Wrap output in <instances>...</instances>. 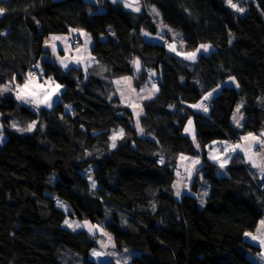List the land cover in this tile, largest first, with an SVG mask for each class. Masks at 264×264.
<instances>
[{"label":"trees","instance_id":"16d2710c","mask_svg":"<svg viewBox=\"0 0 264 264\" xmlns=\"http://www.w3.org/2000/svg\"><path fill=\"white\" fill-rule=\"evenodd\" d=\"M140 2L142 11L132 13L112 0H0V88L36 72L63 87L51 109L32 110L0 92V264H115L90 260L97 237L65 228L67 216L102 226L117 250L136 252L127 264H256L248 253L259 248L244 236L264 216V177L239 155L220 176L206 151L264 131V0H232L243 12L227 0ZM70 29L92 39L96 64L86 72L62 69L45 51L50 35ZM204 44L209 54L180 57ZM151 72L158 92L141 104L140 132L112 81L131 75L139 88ZM228 79L239 87L223 86L211 110L192 107ZM240 100L238 130L231 117ZM33 122L29 133L12 127ZM121 129L113 148L109 133ZM179 155L202 161L198 173L209 185L202 205L194 195L174 197Z\"/></svg>","mask_w":264,"mask_h":264},{"label":"rangeland","instance_id":"374dc122","mask_svg":"<svg viewBox=\"0 0 264 264\" xmlns=\"http://www.w3.org/2000/svg\"><path fill=\"white\" fill-rule=\"evenodd\" d=\"M118 2V1H117ZM164 33L166 34V35H168L169 34V36L170 37H172L173 39H175V41H178V43H180L179 42V38L176 36V35H174V34H172V32H170V31H167V30H164ZM179 35H180V37H182V34L180 33V32H177ZM91 39V38H90ZM85 41L86 40H84L83 41V46H82V50H80L81 52H77V51H66L64 54H59V55H57L56 56V60L58 61V63H59V65H60V67H62L63 69H67V68H65V67H63L62 65H61V63H60V59L62 58V59H65V61L68 63V65H69V67H72V66H74L73 64H74V60H73V58H76L77 56V54L78 53H81V55L80 54H78L79 55V57H82L83 59H82V63H86V57H88V54L90 53V52H88L89 50H88V48H87V46H88V43L87 44H85ZM175 41L173 40L172 42H173V44L175 43ZM176 45V44H175ZM204 45H208L209 46V49H208V51H204V49L203 48H201V45L197 48V49H200V51H198L197 52V50L195 51L196 52V58L200 55V54H203V55H207V54H209L211 51H212V46H210L209 44H204ZM182 52V51H181ZM185 55L186 54H181L180 55V57L181 58H185ZM50 56H52V55H50ZM195 58V59H196ZM37 73V74H36ZM36 73H34V76H35V81L33 82L34 84H40V83H43L44 84V87L46 88V89H50V88H55V86L56 85H59V84H57V83H55V82H53V81H49V80H46V81H48V83H45L46 81H43V79H40L39 78V74H40V72H36ZM156 77V75H155V73L154 72H151L150 74H149V76H148V79H147V83L148 84H151L152 86H153V79ZM27 80L26 81H28L29 80V76H27ZM41 80V81H40ZM25 81V82H26ZM23 84H25V83H23ZM22 84V85H23ZM42 84V85H43ZM22 85H20V86H22ZM17 86H19V85H17ZM16 85H14L13 83H8L7 85H6V88L9 90V91H18L19 89H18V87H17ZM61 86V85H60ZM223 86H227V87H233V88H237V83L235 82V80L234 79H228V80H226L225 82H223L222 84H220V85H218L215 89H216V91L215 92H213V90L211 91V92H213V95L208 99V100H206V101H210L212 98H213V96H216V95H218L219 93H220V90H221V88L223 87ZM60 88H62V90H63V87L61 86ZM154 89H156L157 90V88H154ZM6 92V91H5ZM4 93V92H3ZM115 93H116V91H115ZM59 95L60 94H58V96H57V99L59 98ZM55 96V95H54ZM58 101V100H57ZM205 101V100H204ZM52 103V106L51 107H48V106H46V105H44V104H39V105H44V107H46L47 109H51L52 107H53V105H54V102H51ZM26 105H27V107L28 108H31V109H33L34 107H35V105L36 104H32V103H25ZM238 105H241V107H240V114L242 115V119L240 120V126H237L236 125V123H234V121H233V114H232V117H231V123H232V125L236 128V129H238V130H240V129H242V127H243V124H244V116H243V112H242V106H243V102H242V100H240L239 102H238V104H237V106ZM237 106H236V108L234 109V111H233V113L236 111V109H237ZM132 111V113H133V117H134V125H135V127L137 128V120H139L140 119V117L143 115V110H142V108H139V109H137V108H134V110H131ZM136 112H139L140 114H139V116H137V115H135V113ZM142 113V114H141ZM31 124H33V123H31ZM13 125H15V127L13 126ZM12 127H13V129L14 130H16V131H18V132H20V133H29V132H31V131H20L19 129H21V128H23V129H26L27 127H28V125L27 126H23V127H21V126H19L18 124H16V123H12ZM34 127H35V123H34ZM33 127V128H34ZM138 129V128H137ZM32 131H33V129H32ZM113 133L114 132H110L109 133V138L113 135ZM117 133V132H116ZM254 135V134H253ZM243 136H247L246 134H244V135H242V137ZM254 136H257V135H254ZM258 137V136H257ZM119 138V137H118ZM117 138V139H118ZM116 139V140H117ZM5 140H6V138H5ZM110 141H111V145H112V143H113V141L110 139ZM5 142V141H4ZM4 142H1V138H0V147H1V145H3V143ZM115 143H116V141H115ZM239 144H245V142L244 141H242L241 140V142L239 143ZM223 147V146H222ZM223 154V152H219V154L218 155H222ZM228 154H226L225 156H227ZM193 159H196V158H192V159H187V160H181V159H179V162L177 163V166H176V169H175V171H174V173H175V180H174V182L172 183V190H173V193H174V197L176 198V197H178V199H180L183 195H184V192H188L187 194H189V195H195L196 197H198V201H199V205H202V203H203V201H204V199H205V186L206 187H208L209 188V185H208V183H207V181H205V180H202V183L203 184H207V185H202V184H200L201 186L199 187V192L197 193V194H193L194 192H191V191H185V186L184 185H187V184H185V181H184V179H186V178H188L189 177V170H191L192 171V178H190L189 179V184L188 185H191L192 186V184H193V182L197 179V180H199L198 179V177L199 176H196V175H198L199 173V168H197L198 167V164L197 165H195L194 166V170H193V166L190 164V162L188 161V160H191V163H192V160ZM223 159V158H222ZM201 160V159H200ZM199 160V161H200ZM202 161H200V163H199V165H203L202 163H201ZM90 172H91V169H89L88 171H86L84 174L87 176H89V174H90ZM179 174V175H178ZM218 175H224V173H222V171H219L218 170ZM52 177L54 178V179H56V175L55 174H52ZM89 181L92 183V178L89 176ZM198 185H199V182H198ZM177 192H179L180 193V195L178 196L177 195ZM53 198V200H54V202H55V204H56V206L60 209V210H62L66 215H68L69 213H70V210H69V208L67 207V205L66 204H64L63 202H61L60 200H58V199H56V198H54V197H52ZM177 199V198H176ZM65 221H69L72 225H73V227H68V225H66L65 224ZM65 221H64V223H63V225H64V227L65 228H67V229H69L70 231H72V232H77V231H80V230H84V231H86L89 235H91L92 237H97L96 238V242H97V248H95V249H93V250H96V251H98V252H102V253H104L105 255H102V256H100V257H96V256H93L92 255V252H93V250H91L90 251V253H89V259L90 260H92V261H94V262H97V263H115V264H117V261H120V264H127L128 262H129V252H132L131 250H129V249H127V248H121L120 250H117L116 249V247H115V245H114V242H113V240H112V237L105 231V229L102 227V226H99V225H94V224H92V223H90L89 221H86V220H82V221H79V220H77V219H75V218H72V217H68L67 216V218L65 219ZM85 222H87L89 225H93V226H95V227H93L92 228V230L91 231H89V228L88 227H79V228H77V227H75V225L76 224H81V225H84L85 224ZM101 229H102V231H101ZM104 233H107V235H104ZM109 236L111 237V240L109 241ZM245 237V236H244ZM245 240V239H244ZM246 241V240H245ZM246 242H248V241H246ZM248 243H250V242H248ZM102 244H104V245H107V247H102L101 245ZM108 253H112V255H108ZM260 259V258H259ZM261 260V259H260Z\"/></svg>","mask_w":264,"mask_h":264},{"label":"crops","instance_id":"0c3cea01","mask_svg":"<svg viewBox=\"0 0 264 264\" xmlns=\"http://www.w3.org/2000/svg\"><path fill=\"white\" fill-rule=\"evenodd\" d=\"M87 2H90V3H94V0H85ZM113 1V0H112ZM118 2L122 3L123 6L124 4L127 2V3H133V6H139L140 8V11H133L132 8H125L127 11L129 12H132V13H140L142 11V4L140 2V0H138V4L136 2H134V0H117ZM74 29H70L68 31V33L66 34H61V35H50L46 41L48 42L46 44V41H45V51L48 53V55H52L50 56V60L51 61H54L56 63H58V61L55 59L57 55L59 54H64L66 51H76V49H72L70 47V37L72 35H78L80 37V45L78 46L80 48V50H82V46H83V41L84 40H88V52H90L88 54V57H86V63H75L74 62V66L72 67H80L83 69V71H88V69H90L92 66H94L96 64V60L95 58L91 55V48H92V45H93V42H92V39H90V35L87 34V37L85 35H82L81 33H85L84 31H80V30H76V31H73ZM52 37H61L62 39L60 40H52L51 38ZM55 44L56 46V52L54 53L53 50H52V47L51 45ZM81 52V51H80ZM81 55V53H78ZM76 55L77 57H79V55ZM47 55V56H48ZM59 64V63H58ZM60 66V65H59ZM62 68V67H61ZM70 68V67H68ZM67 68V69H68ZM63 69V68H62ZM66 70V69H65ZM129 78V82H125L123 78ZM28 79V78H27ZM41 81V80H40ZM117 81H120L119 84H117L116 82ZM113 87L116 91V95L117 97L120 99L121 103L128 107L129 109L131 110H134V108H142L141 104L144 102V101H147V100H151L153 99L157 92H158V88L155 86L153 87L151 84H148L147 82L143 85H141L139 88H136L135 85H134V78L131 76V75H128V76H123V77H120V78H115L113 81ZM40 84H43V83H40ZM24 85V84H23ZM22 85V86H23ZM44 85V84H43ZM6 86H3L0 88V92H4V93H12V95L14 96V98L20 102L21 104L25 105L27 107V105L25 104V102L23 100H18L16 98L17 96V92L16 91H9L8 89L6 90V92L3 90ZM154 88H157L154 89ZM62 88L59 89V92L52 97V101L51 102H54V104L57 102V100H59L60 96H61V93H62ZM151 93V96H149V94ZM59 95V98L57 99V96ZM214 97V96H213ZM138 105V107H134ZM40 108H46L44 107V105H35V107L32 109V110H37V109H40ZM31 109V108H30ZM47 109V108H46ZM142 114V113H141ZM2 132V129L0 127V138H1V142H4L5 141V136L3 134H1ZM249 133H247L246 135H248ZM252 134V133H251ZM255 135V134H254ZM242 137V136H241ZM241 142V138L238 142H230V141H215V143H211L208 148H207V151H206V157L209 161L215 163L218 167H219V171H222V173L225 174V169L227 167V165L229 164L231 158L235 155H239L242 157L243 159V163L258 177V178H263L264 177V173H262L260 171L259 168L257 167H253L252 165V162L249 161L248 157L245 156V153L243 151H241L240 149H237L235 152H231L229 151L228 153H225L224 152V149L228 146V145H236V144H239ZM223 146V147H222ZM223 152L222 155H218L219 152ZM254 153H260V155H254L253 156V159L258 162V163H264V151L261 150V146L260 144H257V143H253V146H252V149H251V153L250 155L254 154ZM226 154H228L227 156H225ZM211 155H216L220 158V160H223L225 159L226 157H230L228 159V163L224 166V168H221L220 167V164L216 161H214L213 159H210V156ZM181 156H185V157H188L189 159H192V158H196L198 160H200V157H194V156H188V155H179L178 156V160H177V163L179 162V159H181ZM223 158V159H222ZM190 162V164L192 165L191 163V160H188ZM201 161V160H200ZM202 163V162H201ZM197 165V164H196ZM177 166V165H176ZM193 166V165H192ZM201 165L198 164V167L199 169H201ZM198 169V170H199ZM192 171H191V175L189 174V177L184 179L185 181V184L187 185H184L185 187V191H191V185H188L189 184V179L192 178ZM196 176H199L198 177V182H199V185H198V188H197V191L194 192L193 194H197L199 192V187L201 186L200 184L202 185H207V184H203L202 183V177L200 174L196 175ZM221 176V175H220ZM192 192V191H191ZM188 192H184V194H187ZM205 197L208 195L209 193V188L205 186ZM195 196V195H194ZM196 197V196H195ZM178 199V197H176ZM198 198V197H196ZM264 220V216L262 217V219L260 220V222ZM260 222L258 223V226L256 228V230L254 232H252L251 234L253 235H259V233L257 232V229L261 227V224ZM244 239L248 242H245L248 243V244H251L255 247H258L259 248V252L257 253H248V257L256 264H264V258H262V255H264V249L261 248L260 244H259V241H253L251 239L250 236H246L244 237ZM129 258L133 257L136 252L132 251V252H129ZM261 260H260V259Z\"/></svg>","mask_w":264,"mask_h":264},{"label":"snow or ice","instance_id":"6c2138e0","mask_svg":"<svg viewBox=\"0 0 264 264\" xmlns=\"http://www.w3.org/2000/svg\"><path fill=\"white\" fill-rule=\"evenodd\" d=\"M116 2H117V0H113V3H116ZM134 2H136L138 4V0H134ZM227 3L229 4V6L231 8H233L237 12H243L244 11L243 8H240L235 3H232V0H227ZM124 7L125 8H132L133 11H140L139 6L134 7L133 3H127L126 2L124 4ZM152 11L156 12V9L153 8ZM3 12H4V9L0 8V13H3ZM156 14L158 15L159 13L157 12ZM73 31H76V30L74 29ZM81 34L85 35L87 37V33H81ZM144 34L148 35V33H144ZM51 39L52 40H60L62 38L61 37H52ZM47 43L48 42L46 41V44ZM87 43H88V40L86 39L85 44H87ZM51 47H52L53 52L55 53L56 52L55 44L51 45ZM169 48L172 51H176V49L172 45H169ZM201 48H203L204 51H208L209 46L208 45H201ZM76 51L80 52V48L77 47ZM198 51H200V49H197V52ZM177 54L179 55V53H177ZM195 58H196V52L187 53L185 55V59L195 60ZM82 59H83L82 57L73 58L75 63H81ZM60 63L65 68L69 67V65L65 61V59L61 58ZM133 63L136 64L137 68L139 69V61H133ZM37 67H39V65H37ZM28 75H29V80L26 81L23 86H17L19 90L17 92L16 98L18 100H23L25 103L36 104L37 106H39V104H44L48 107H51L52 106V103H51L52 97L59 92V89L61 86L56 85L55 88L46 89L44 87V85H42V84H34L33 83L35 81V76L33 73H29ZM123 79L125 82H129V78L125 77ZM49 81H51V78H49ZM45 83H48V81H46ZM116 83L119 84L120 81H117ZM153 87H155V86H153ZM237 87H239V85H237ZM3 90L6 91L7 88L5 87ZM215 91H216V89L213 90V92H215ZM213 92L208 93L203 98V100H205V101L208 100L213 95ZM149 96H151V93L149 94ZM134 107H138V105H136ZM192 107L202 109L205 112L208 110L207 106L203 102L198 103L196 105H192ZM240 107H241V105H238L236 111L233 113V121H234V123H236L237 126H240V120L243 118L242 115L240 114ZM139 114H140L139 112L135 113V115H137V116H139ZM188 125H189V127L185 128V132H192V129H191L192 121L191 120L188 121ZM13 126L15 127V125H13ZM33 127H34V122H33V124H29L26 129L21 128L19 130L20 131H32ZM137 128L140 132H143V129L140 128L139 120H137ZM123 135H124L123 129L119 130L118 133H116V132L113 133V135L110 137V139L113 141V143L111 145L113 148L116 147V143H115L116 139L118 137H122ZM193 140L195 142V136L194 135H193ZM241 140L244 141L245 144H243V145L242 144L228 145L224 149V152L225 153H228L229 151L235 152L237 149H240L241 151H243L245 153V156L248 157L249 161L252 162L253 167L259 168L260 171L262 173H264V163H258L253 159L254 155H260V153H254V154L250 155L253 143L260 144L261 150L264 151V133H261L260 137L254 136L253 134L249 133L247 136L241 137ZM197 147H199V145H197ZM229 158L230 157H226L225 159L220 160V158L216 155L210 156V159H213L214 161L218 162L220 164L221 168H224V166L228 163ZM187 159H189V158L185 157V156H181V160H187ZM160 163H163V159H161ZM199 163H200V161L198 159L192 160L193 170H194V166L196 164H199ZM189 174L191 175V170H189ZM93 187H95L94 182H93ZM177 195L179 196L180 193L177 192ZM65 224L68 225V227H73V225L69 221H65ZM260 224H261V227L257 229V232L259 233V235H253L251 233H245V235L250 236L253 241H259L261 248L264 249V220H262L260 222ZM85 226L89 228V231H91L92 228L95 227L93 225H89L87 222H85L84 225H81V224L75 225V227H77V228L85 227ZM101 231H102V229H101ZM104 235H107V233H104ZM110 240H111V237L109 236V241ZM101 246L107 247V245H104V244H102ZM92 255L96 256V257H100V256L105 255V254L102 252H98L96 250H93ZM108 255H112V253H108ZM262 258H264V255H262ZM117 264H120V261H117Z\"/></svg>","mask_w":264,"mask_h":264},{"label":"built area","instance_id":"2783aa9c","mask_svg":"<svg viewBox=\"0 0 264 264\" xmlns=\"http://www.w3.org/2000/svg\"><path fill=\"white\" fill-rule=\"evenodd\" d=\"M79 42H80V39H79V37L77 36V35H72L71 37H70V47L72 48V49H76L78 46H79ZM167 44V42H164V45H166ZM43 78V76H40V79H42ZM153 84H154V86H157L158 84H159V80L156 78L154 81H153ZM206 106H207V109L208 110H211L212 109V104H211V102L210 101H204L203 102ZM195 108V107H194ZM197 111H202L201 109H199V108H195ZM207 110V111H208Z\"/></svg>","mask_w":264,"mask_h":264},{"label":"water","instance_id":"95a60500","mask_svg":"<svg viewBox=\"0 0 264 264\" xmlns=\"http://www.w3.org/2000/svg\"><path fill=\"white\" fill-rule=\"evenodd\" d=\"M135 61H139V60L136 59ZM133 70H134L135 75H137V76L140 75V73H141V65H140V63H139V69L137 68L136 64H133ZM261 133H264V131H260L259 132V137H260Z\"/></svg>","mask_w":264,"mask_h":264}]
</instances>
